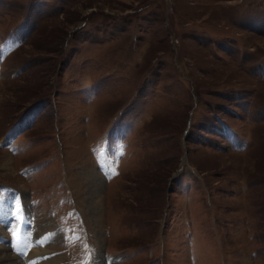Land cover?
<instances>
[{"label":"rangeland","instance_id":"rangeland-1","mask_svg":"<svg viewBox=\"0 0 264 264\" xmlns=\"http://www.w3.org/2000/svg\"><path fill=\"white\" fill-rule=\"evenodd\" d=\"M5 196L36 263L264 264V0H0Z\"/></svg>","mask_w":264,"mask_h":264},{"label":"bare ground","instance_id":"bare-ground-1","mask_svg":"<svg viewBox=\"0 0 264 264\" xmlns=\"http://www.w3.org/2000/svg\"><path fill=\"white\" fill-rule=\"evenodd\" d=\"M5 166H9V163ZM90 172L91 173H88V172L86 173L88 176L87 189H88V192L91 194V197L93 195L98 196V194L100 193V189H101L102 179L97 176L96 172H94V171H90ZM8 200H9L8 196H5L4 199L0 201V231H3V229L5 230V226L7 225L8 220H9L8 215L13 214L12 213L13 212V205H12V203H10L11 206H10V204L8 205V203H9ZM19 208H22V211H23L22 218L24 219V221H25V219L27 221V219H28L27 217L29 215L28 209L26 208V206L24 204ZM14 211L19 213V210H14ZM98 211H99L98 204L92 203V213L94 214V216L97 215ZM97 220L98 219H96V221ZM36 225L38 227V231H37L38 236H36V237L39 238V241L41 242L40 243L41 247H44L48 244L49 245L57 244L59 242V240L61 238V233L58 230H55V227H54L55 225L53 222H49V220H48L45 222H40V223L38 222ZM21 232L25 236L26 233H24V231H18V234L20 235ZM11 233H12V230H11ZM11 233H10V239H9L11 246L9 245V243L7 244V241H4L5 243L0 245V264H24V260L22 258L24 256L19 255V253L16 250V246H20L22 240L20 241V239L18 238L17 239L18 245L13 244L12 241L14 240V238L11 235ZM25 238H24V240H25ZM0 239H1V241H3L2 238H0ZM3 239H5V237ZM24 240H23V242H24ZM32 247H33V244H32ZM35 253H36L35 248L34 249L32 248L29 251V253L27 254V256L25 257V259L27 261H31V264H60L62 262L61 257H59V258L56 257L54 259L50 258L48 260H44V257H41L39 259V263H36L35 262L36 258L40 257L42 255L39 254L38 256H36ZM17 255H19V258ZM98 258L99 259L97 260L96 264H101L100 257H98ZM53 260H55V261H53Z\"/></svg>","mask_w":264,"mask_h":264},{"label":"snow or ice","instance_id":"snow-or-ice-1","mask_svg":"<svg viewBox=\"0 0 264 264\" xmlns=\"http://www.w3.org/2000/svg\"><path fill=\"white\" fill-rule=\"evenodd\" d=\"M85 264H87V262H85Z\"/></svg>","mask_w":264,"mask_h":264}]
</instances>
